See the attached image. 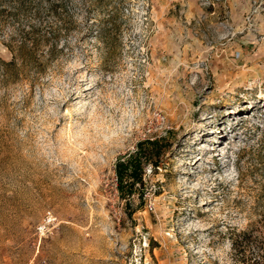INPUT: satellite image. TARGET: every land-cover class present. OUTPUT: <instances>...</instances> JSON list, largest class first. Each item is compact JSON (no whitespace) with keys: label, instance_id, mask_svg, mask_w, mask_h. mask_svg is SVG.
Returning <instances> with one entry per match:
<instances>
[{"label":"rangeland","instance_id":"rangeland-1","mask_svg":"<svg viewBox=\"0 0 264 264\" xmlns=\"http://www.w3.org/2000/svg\"><path fill=\"white\" fill-rule=\"evenodd\" d=\"M61 1L0 16V264H264V0Z\"/></svg>","mask_w":264,"mask_h":264},{"label":"trees","instance_id":"trees-1","mask_svg":"<svg viewBox=\"0 0 264 264\" xmlns=\"http://www.w3.org/2000/svg\"><path fill=\"white\" fill-rule=\"evenodd\" d=\"M62 2L61 0H0V16L4 14V16L16 18L18 14L26 12H32L34 17L43 13L55 16L57 15V9L61 8V5L63 6ZM26 28L24 29L23 26L19 28L20 40L18 43L16 41L7 46L12 51V59L3 62L4 65L13 66V57H21L22 59L28 56L35 57L38 47L44 42V33L39 24H27Z\"/></svg>","mask_w":264,"mask_h":264}]
</instances>
